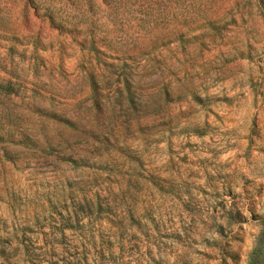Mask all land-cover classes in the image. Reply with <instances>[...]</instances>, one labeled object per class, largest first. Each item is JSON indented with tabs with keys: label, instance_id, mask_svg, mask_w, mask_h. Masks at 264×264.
Instances as JSON below:
<instances>
[{
	"label": "rangeland",
	"instance_id": "1",
	"mask_svg": "<svg viewBox=\"0 0 264 264\" xmlns=\"http://www.w3.org/2000/svg\"><path fill=\"white\" fill-rule=\"evenodd\" d=\"M0 264H264V0H0Z\"/></svg>",
	"mask_w": 264,
	"mask_h": 264
}]
</instances>
